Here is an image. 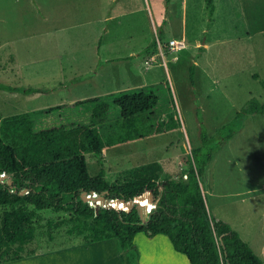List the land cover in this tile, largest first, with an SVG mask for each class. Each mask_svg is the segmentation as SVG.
I'll use <instances>...</instances> for the list:
<instances>
[{
	"label": "rangeland",
	"instance_id": "obj_1",
	"mask_svg": "<svg viewBox=\"0 0 264 264\" xmlns=\"http://www.w3.org/2000/svg\"><path fill=\"white\" fill-rule=\"evenodd\" d=\"M213 3L207 25L205 0H0V137L21 162L83 156L110 183L154 162L176 177L200 145L199 109L218 145L202 178L208 212L264 262V116L236 117L264 101V0ZM148 88L160 106L120 118L114 96ZM230 122L228 139L215 136Z\"/></svg>",
	"mask_w": 264,
	"mask_h": 264
},
{
	"label": "trees",
	"instance_id": "obj_2",
	"mask_svg": "<svg viewBox=\"0 0 264 264\" xmlns=\"http://www.w3.org/2000/svg\"><path fill=\"white\" fill-rule=\"evenodd\" d=\"M205 8L208 25L215 9L213 0H205ZM193 73L194 66L189 72L191 83ZM255 79L264 89V81ZM2 88L20 91L8 86ZM23 91L32 92L31 89ZM159 91V88H148L123 92L113 98V105L122 119L148 113L160 106ZM196 114L200 122V145L187 159L186 173L176 177L164 173L154 162L127 170L110 183L103 170L91 176L83 156L21 162L13 148L0 137V235L68 215L106 224L120 241L122 264H139L135 238L140 233L147 239L166 235L174 250L182 253L190 264H264L228 224L214 219L208 212L202 178L218 145L210 142L212 138L205 131L199 109ZM252 114L264 116V101L250 99L236 117ZM231 130L230 122L219 128L215 136L224 135L228 139ZM84 140L89 152L100 155L104 145L92 129L85 128ZM144 193L152 194L154 206L144 220L136 207L125 211L100 206L96 214L94 206L82 199L85 194L103 197L109 202L128 203ZM46 211L55 214V218H46Z\"/></svg>",
	"mask_w": 264,
	"mask_h": 264
},
{
	"label": "crops",
	"instance_id": "obj_3",
	"mask_svg": "<svg viewBox=\"0 0 264 264\" xmlns=\"http://www.w3.org/2000/svg\"><path fill=\"white\" fill-rule=\"evenodd\" d=\"M60 227L65 231L58 234ZM16 233L0 247V264H122L119 239L99 221L66 216ZM135 245L139 264H190L166 235L140 233Z\"/></svg>",
	"mask_w": 264,
	"mask_h": 264
},
{
	"label": "water",
	"instance_id": "obj_4",
	"mask_svg": "<svg viewBox=\"0 0 264 264\" xmlns=\"http://www.w3.org/2000/svg\"><path fill=\"white\" fill-rule=\"evenodd\" d=\"M82 199L86 202H89V203H91V202L96 203V205L94 206V210H95L96 214L98 213L100 206L105 207L104 204L108 205L109 208L111 207V208L121 209V210H125V211H129L131 208L136 207L140 211V216H141V218H143V220L147 214L146 213L147 207L142 204V201L146 200L148 202V204H152V194L151 193H144L142 196L138 197L133 202H128V203H124L122 201L111 202L114 204V206L110 205L111 203L109 201H107L105 198L98 197L96 195L86 196L85 194H82ZM121 207H123L125 209H122Z\"/></svg>",
	"mask_w": 264,
	"mask_h": 264
},
{
	"label": "built area",
	"instance_id": "obj_5",
	"mask_svg": "<svg viewBox=\"0 0 264 264\" xmlns=\"http://www.w3.org/2000/svg\"><path fill=\"white\" fill-rule=\"evenodd\" d=\"M175 46H176V45H175V42H174V41H170V42H169V47H170V49L174 50ZM110 203H111V202H110ZM110 205L114 206L113 203H111ZM105 207H106V208H109L108 205H106ZM153 208H154L153 204H152V205L149 204V207L146 208V213H149ZM122 209H125V208H122Z\"/></svg>",
	"mask_w": 264,
	"mask_h": 264
},
{
	"label": "bare ground",
	"instance_id": "obj_6",
	"mask_svg": "<svg viewBox=\"0 0 264 264\" xmlns=\"http://www.w3.org/2000/svg\"><path fill=\"white\" fill-rule=\"evenodd\" d=\"M92 196H93V195H92ZM142 204H143L144 206H146V207H149V204H148L147 201H142Z\"/></svg>",
	"mask_w": 264,
	"mask_h": 264
}]
</instances>
